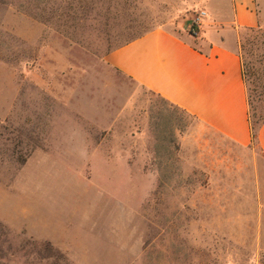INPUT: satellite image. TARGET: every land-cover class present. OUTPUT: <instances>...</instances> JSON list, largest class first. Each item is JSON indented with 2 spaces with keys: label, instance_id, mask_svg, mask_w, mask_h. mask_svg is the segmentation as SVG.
<instances>
[{
  "label": "rangeland",
  "instance_id": "1",
  "mask_svg": "<svg viewBox=\"0 0 264 264\" xmlns=\"http://www.w3.org/2000/svg\"><path fill=\"white\" fill-rule=\"evenodd\" d=\"M209 2L0 0V264H264L259 143L235 144L108 62L200 11L230 20ZM256 5L240 55L260 91Z\"/></svg>",
  "mask_w": 264,
  "mask_h": 264
},
{
  "label": "crops",
  "instance_id": "2",
  "mask_svg": "<svg viewBox=\"0 0 264 264\" xmlns=\"http://www.w3.org/2000/svg\"><path fill=\"white\" fill-rule=\"evenodd\" d=\"M224 2L231 10L229 21L209 8L208 19L195 35L190 28H157L111 52L108 62L203 125L247 147L253 134L240 33L262 26L263 19L256 0ZM257 141L264 152V125Z\"/></svg>",
  "mask_w": 264,
  "mask_h": 264
},
{
  "label": "trees",
  "instance_id": "3",
  "mask_svg": "<svg viewBox=\"0 0 264 264\" xmlns=\"http://www.w3.org/2000/svg\"><path fill=\"white\" fill-rule=\"evenodd\" d=\"M245 30L248 31L249 33H254L256 31L255 28H246ZM144 35H141V36L136 37L135 39L127 42L123 46L131 43L132 41H134V40H136V39H138V38H140V37H142ZM123 46H121V47H123ZM247 72L250 73V74L252 73L250 71V69L248 71L246 70V64H244V69H243L244 79L247 76ZM252 86L254 88H252L251 86L250 87L248 86V101H249V108H250L249 109V117H250V124H251L252 134H253V141L252 142H255V141L258 142L257 141L258 131L264 125V110H262V112L258 113L257 112V108L254 105V102H255V99H257L259 102H264V88H262V86H261V90L258 91V90H256V87L254 86L253 83H252ZM162 99H164V98H162ZM165 101L168 102L167 100H165ZM263 109H264V107H263ZM255 124H257V126H255Z\"/></svg>",
  "mask_w": 264,
  "mask_h": 264
},
{
  "label": "built area",
  "instance_id": "4",
  "mask_svg": "<svg viewBox=\"0 0 264 264\" xmlns=\"http://www.w3.org/2000/svg\"><path fill=\"white\" fill-rule=\"evenodd\" d=\"M208 17V13L206 11H200L196 17L192 20V24L190 26V30L192 34H196L197 33V29L198 27L201 26V24L203 23V21Z\"/></svg>",
  "mask_w": 264,
  "mask_h": 264
}]
</instances>
